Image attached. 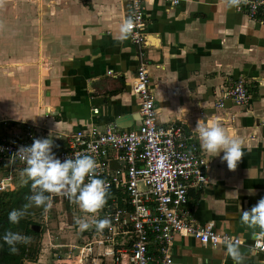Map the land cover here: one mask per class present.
<instances>
[{
    "label": "crops",
    "instance_id": "obj_1",
    "mask_svg": "<svg viewBox=\"0 0 264 264\" xmlns=\"http://www.w3.org/2000/svg\"><path fill=\"white\" fill-rule=\"evenodd\" d=\"M49 2V18L43 19L47 24L38 27L41 42L35 30L39 18L31 17L25 29L6 7L0 9V30L2 23L4 34L10 35L0 43V55L11 66L8 70L0 65V136L16 139L30 126V145L34 138L49 136L56 150L65 147L72 129H103L108 124L135 128L140 122L132 88L137 48L129 38L117 39L127 1L62 0L66 11L60 14L53 8L56 0ZM145 14L158 122L182 120L199 146L194 129L198 119L218 121L229 137L242 141L244 156L234 171L222 162V152L216 156L205 151L212 165L208 183L190 190L192 217L240 237L243 264H264V251L251 247L261 230L240 220L242 210L264 197V25L229 9L224 0H179L176 5L145 0ZM18 28L23 33L13 38L11 30ZM18 47H23L21 55ZM5 49L11 55L14 49L17 56L10 59ZM239 78L247 81L249 104L225 100L217 106L221 92ZM7 174L8 165L0 163V178ZM19 181L16 177L14 185ZM174 239L171 264H234L223 245L201 244L191 236Z\"/></svg>",
    "mask_w": 264,
    "mask_h": 264
},
{
    "label": "built area",
    "instance_id": "obj_2",
    "mask_svg": "<svg viewBox=\"0 0 264 264\" xmlns=\"http://www.w3.org/2000/svg\"><path fill=\"white\" fill-rule=\"evenodd\" d=\"M126 1V18L131 16L135 21L129 39L137 48L132 88L140 122L132 129H119L115 124L103 129H72L65 136V147L53 150L62 161L77 154H88L97 161L98 176L108 185L107 202L98 216L110 220L102 231L93 226L81 232L79 240L64 257L58 256L55 264H171L176 235L214 246L217 237L243 243L236 235L215 230L213 222L199 224L192 217L190 190L208 183L212 160L192 132L184 129L182 120L165 125L158 122L145 45V0ZM235 9L264 25V0H247ZM225 100L248 105L246 79L239 78L225 88L217 106L222 107ZM26 128L25 135L16 139L0 136V163L8 165V174L0 178V192L16 187L12 183L16 166L25 167L18 157L13 159V153L21 145L30 146L33 136L31 127ZM58 201L74 203L64 194L54 196L52 205ZM251 247L263 252V238L256 236ZM74 249L77 255H72Z\"/></svg>",
    "mask_w": 264,
    "mask_h": 264
},
{
    "label": "clouds",
    "instance_id": "obj_3",
    "mask_svg": "<svg viewBox=\"0 0 264 264\" xmlns=\"http://www.w3.org/2000/svg\"><path fill=\"white\" fill-rule=\"evenodd\" d=\"M229 9L238 8L247 0H224ZM134 19L129 16L123 20L119 28L118 41L129 38L134 27ZM198 134L201 148L210 154L219 155L227 168L234 171L239 161L244 156L242 141L229 137L226 130L218 121H204L198 119L194 127ZM54 140L52 138H34L30 146L21 145L13 153V159L19 158L25 164L22 176L32 181L33 194L29 202L20 209H13L9 213V222L19 224L20 220L29 215V208L35 206L45 211L52 207V199L59 194L67 195L85 213L96 214L103 209L107 202L108 185L98 176L99 164L88 154H77L75 158L66 157L63 161L53 152ZM87 178V182H85ZM254 194V193H252ZM241 223L250 229L259 228L260 235L264 236V197L248 210H242ZM75 223L81 231H86L95 226L102 231L110 225V220L77 218ZM3 242L8 245L10 252L18 251L17 245L28 244L31 237L20 232L6 230ZM217 248L221 245L232 258L234 264H243V253L240 250L241 240L235 241L228 238H215Z\"/></svg>",
    "mask_w": 264,
    "mask_h": 264
},
{
    "label": "rangeland",
    "instance_id": "obj_4",
    "mask_svg": "<svg viewBox=\"0 0 264 264\" xmlns=\"http://www.w3.org/2000/svg\"><path fill=\"white\" fill-rule=\"evenodd\" d=\"M48 3L50 5L49 0H0V9L3 10V8L6 7L4 10L6 12L9 11L8 13L9 16L10 15L13 16L15 20L16 18H18V20L25 23L24 24L26 25L25 29L27 28L28 22L31 21L32 19L31 17H35L36 19L39 18L38 20L40 21V23L37 26H35V30H37L36 40L41 42L42 40L44 41V39L42 38L41 34L40 35L38 34V32L39 33L41 32L38 27L39 26L44 27V25L47 24V21L46 20L44 21L43 19L45 18V16L46 19L49 18L48 12L50 7ZM54 3H56L53 6V8L55 9V13L60 14L66 11V9H63L62 0L61 1L56 0V2ZM23 4L29 6L27 10L23 9L22 7ZM3 14L6 15L7 13H3ZM1 26L3 27L4 30L5 27L3 26L2 23ZM3 30L2 31L0 30V43L1 42L3 43V40L5 41L10 40L9 39L10 35H8L7 33L4 34ZM22 30L23 28L22 29L18 28V30L17 29L11 30L13 33V38L17 37L18 35H22L21 34L23 33ZM32 42L33 41L31 40L30 43L31 46L33 47ZM35 47H37V45H35ZM18 49L20 52L19 55H21L22 54L21 50L23 49V47H18ZM35 51L38 50L35 49ZM3 52L4 54L7 53L11 55L10 51L7 49H5ZM12 56L13 57L17 56V53L14 49L12 55L9 56V58L11 59ZM3 57L4 55L3 56L0 55V65H3L5 69L9 68L8 70H11V66H9L8 61L4 60ZM17 167L18 166H16V169L14 171L16 176L14 177V181L12 183L16 181V177L17 178L20 177L19 184H21L26 177L22 176V174L20 173L21 171H18ZM20 169L23 170L22 167H20ZM54 204L47 212L44 210L42 215L36 218V221L41 223L43 230L39 239V252L37 258L34 262L30 261L31 263L29 264H55V259L58 256L64 257L67 251L70 249V246L79 240L80 235L84 234V231H81L77 226V224L75 223L76 219L86 218L89 221H91L92 219H99L98 215L101 214V210L97 214L85 213L82 209L79 208V206L76 203L69 204L66 201L63 202L58 201ZM93 247L95 248L94 252L98 251L96 249L97 248L96 245H94ZM102 248L105 249L104 246ZM72 252H73L72 255H77L78 253V251L75 249Z\"/></svg>",
    "mask_w": 264,
    "mask_h": 264
},
{
    "label": "trees",
    "instance_id": "obj_5",
    "mask_svg": "<svg viewBox=\"0 0 264 264\" xmlns=\"http://www.w3.org/2000/svg\"><path fill=\"white\" fill-rule=\"evenodd\" d=\"M24 181L12 189L0 192V264L34 262L39 252V239L43 227L41 223L36 221V218L42 215L44 209L35 206L29 208V215L21 219L16 225L11 224L8 219L9 213L13 209H20L27 204L28 198L33 194L32 181L28 180L27 183ZM9 229L31 237V242L19 244L17 245V252H10L8 245L2 239L5 231Z\"/></svg>",
    "mask_w": 264,
    "mask_h": 264
}]
</instances>
